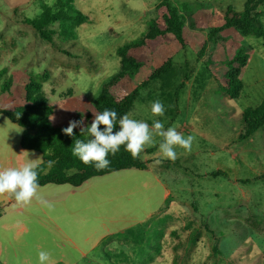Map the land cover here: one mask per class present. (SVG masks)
<instances>
[{
	"label": "rangeland",
	"instance_id": "obj_1",
	"mask_svg": "<svg viewBox=\"0 0 264 264\" xmlns=\"http://www.w3.org/2000/svg\"><path fill=\"white\" fill-rule=\"evenodd\" d=\"M55 1L0 0V72L4 70L0 106L20 105L24 85L32 79L41 83L48 104L66 100L72 115L84 117L88 126L97 113L92 102L105 83L120 74L109 89L110 96L119 100L170 59L179 73L162 90L169 94L166 102L157 97L159 81H148L136 89L137 99L128 114L149 126L159 119L165 129L175 126L194 141L190 152L176 147L175 161L162 158L161 137L141 152L139 158H149L150 168L171 193L150 218L146 174H106L57 191L51 190L59 188L56 185L39 187L28 204L17 203L12 194L0 195V261L38 264L39 251H46L50 257L45 264H264V127L248 140H238L241 112L264 100L262 40L230 28L208 42L210 28L202 32L204 27L198 26L218 27L221 20L194 2L166 0L189 14L181 47L170 33L147 38L150 26L163 28L165 8L157 5L155 16L147 10L161 0H73V7L86 20L75 26L71 40L62 41L57 25H52L55 33L47 42L25 19L36 17L42 3L53 6ZM237 4L232 3L234 9ZM197 11L201 13L195 16ZM67 20L71 22L72 17ZM260 22L264 29V16ZM141 41L145 44L140 45ZM137 43L140 46L125 56L139 62L140 68L123 69L118 52ZM237 53L248 59L239 75L240 95L230 99L220 91L225 73L222 62ZM189 69L190 77L174 101L171 93ZM155 100L164 106L168 102L162 117L151 113ZM3 122L12 127L9 133H20L16 124L0 115ZM0 131H5L3 125ZM14 145L19 147L15 138ZM34 153L41 159L40 153ZM14 154L1 142L2 157ZM141 224H146L143 242L116 235ZM215 243L218 253L212 250ZM104 252L112 253L111 261Z\"/></svg>",
	"mask_w": 264,
	"mask_h": 264
},
{
	"label": "trees",
	"instance_id": "obj_2",
	"mask_svg": "<svg viewBox=\"0 0 264 264\" xmlns=\"http://www.w3.org/2000/svg\"><path fill=\"white\" fill-rule=\"evenodd\" d=\"M158 7H164L166 10V13L162 16L163 28L150 26L151 28L147 38L164 37L165 34L170 33L173 35L175 41L181 47H184L183 28L184 23L188 21V12L179 11L175 5H172L166 0L162 1ZM69 16L72 17L71 22L67 20ZM263 16L264 0H245L240 12L237 13L230 9L227 10L223 17V24L210 28L207 41L211 42L215 34L232 28L243 35L250 34L258 37L264 44V29L260 22ZM85 20L86 16L73 7V0H56L53 6L42 3L40 5V13L32 19H25V23L30 25L38 33L40 38L47 42H52V36L55 33L51 28L52 25H57L58 33L62 41L71 40L74 36L75 26L83 23ZM144 44L141 41L140 45ZM140 45L138 43L134 46L127 45L118 52L121 57V67L123 69L137 71L140 68L141 64L139 62L125 56L126 51L132 47L137 48ZM205 46L206 44L203 46L201 52L205 49ZM247 59L248 55L237 53L232 58L222 62L225 73L223 75V83L220 84V91L230 99L237 98L243 88V82L239 78V75L242 67L246 65ZM176 67L178 68L172 60L167 59L147 77V80L141 82L132 92L124 95L119 100H114L109 94V89L120 79L121 76L118 74L104 84L101 93L93 100L92 104L97 113L105 109H111L117 112V125L115 130L118 131L119 118L130 112L134 101L137 99L138 92L136 89L143 87L148 81L158 80L159 86H157V89L164 90V88L168 87L174 81V76L178 75L179 72ZM0 73H4V70ZM190 74L191 69L182 75V83L174 87L173 94L171 93V95H175L174 101L178 99L180 90H182L184 82L188 80ZM45 78H47L46 75ZM7 86V82L4 83L1 86V92H4ZM161 91L157 93V97L166 102L169 94L166 91ZM173 103L171 102V104ZM167 105L168 102L165 106L166 109ZM52 112L53 106L48 104L41 83L32 79H29L24 85V98L20 105L12 109L0 107V115L23 129L19 139L20 147L41 154L42 161L37 164L38 167L36 169L38 172L39 186L46 184H68L72 187H78L92 177L106 175L114 171L130 168L139 170L146 169L147 163L141 161L139 158L134 159L125 150L124 146L120 147L116 155L109 154L107 158L111 161V164L103 170H97L92 165L83 164L73 155L74 142L76 140L86 141L90 137L86 134H81L80 130H74L72 136L65 135L62 132V129L65 127H54L51 125L49 116ZM240 125L241 130L238 134L239 141L248 140L256 131L264 127V100L256 107L245 108L241 112ZM49 161L52 162L51 167H49ZM212 175L216 176L218 174ZM2 210L3 208L0 206V215ZM145 225L141 224L134 228H127L120 233H116V235L126 241L143 242L142 237ZM212 250L218 253L216 243L212 245ZM104 256L111 261L112 253L104 252ZM111 263L114 264L112 261ZM57 264L64 263L59 262Z\"/></svg>",
	"mask_w": 264,
	"mask_h": 264
},
{
	"label": "clouds",
	"instance_id": "obj_3",
	"mask_svg": "<svg viewBox=\"0 0 264 264\" xmlns=\"http://www.w3.org/2000/svg\"><path fill=\"white\" fill-rule=\"evenodd\" d=\"M151 113L156 117L164 116V104L160 100L153 101ZM93 116L94 118L88 126H82L83 119L70 120L62 132L72 136L74 129L80 127L81 134L90 137L86 141L76 140L74 142L73 155L83 164L92 165L97 170L109 167L111 161L107 157L109 154L116 155L121 146H124L134 159L138 158L145 146L156 144V137L162 138L159 143V151L162 153L163 159L175 161L178 158L177 146L184 149L186 153L192 149L193 136L185 137L177 131L175 126L165 129L164 124L159 119L154 120L153 124L149 126L145 121L130 118V114H125L119 118V130L116 131L117 112L115 110L105 109L102 112L93 113ZM50 119H54V117H50ZM15 130L17 132L23 131L20 127ZM38 159H29L19 168L0 170V195L9 193L14 196L17 203H30L33 197L37 195L39 188L38 172L36 171ZM48 163L51 167L52 162L49 161ZM157 163L160 161L158 160ZM49 257L48 252L39 251L38 264H45Z\"/></svg>",
	"mask_w": 264,
	"mask_h": 264
},
{
	"label": "crops",
	"instance_id": "obj_4",
	"mask_svg": "<svg viewBox=\"0 0 264 264\" xmlns=\"http://www.w3.org/2000/svg\"><path fill=\"white\" fill-rule=\"evenodd\" d=\"M162 1L163 0L157 1L156 3H153L152 5L147 6L148 12L151 11V13L155 16V8ZM211 1H212V3H211ZM244 1L245 0H177V2H180V3L194 2L193 4L197 5L202 11H204L205 9H208V11L212 14L213 17L216 16V18H219L221 20L220 23H218L219 26L223 24V17L225 15V12L227 10H229V9L231 11H234V12H237V13L240 12L242 10ZM214 2H216V6L213 5ZM233 2L238 3L236 5L237 7H235V9H234V7L232 5ZM200 13L201 12L197 11L195 16L197 14H200ZM210 13H209V17H208L209 19L211 18V14ZM195 16L193 14V17H195ZM198 18L201 19V16H199ZM216 25L217 24H207L206 25L204 23V24L199 25L198 28L200 29V28L204 27V29H201V31L204 32L206 29L211 28V27H215ZM185 27H187V26L184 25V28ZM194 29L197 30V27H194ZM183 34H184V32H183ZM63 101H65V102L63 103ZM63 101L61 103L59 101H57L55 103V105L53 106V112L49 116V121H50L51 125L54 126V127H67L68 126V122L70 120H81L77 116H73L72 115V113L70 111V106H69L70 103L67 102L66 100H63ZM16 106L17 105L11 104V105L7 106L6 108H4L2 106H0V107L4 108V109H12V108H14ZM81 110L85 111L86 109H85V107H81ZM50 117H54V119H50ZM81 118H83V120H84V117H81ZM0 125H3L5 127V131L4 132L0 131V136H1L0 140H1V142L4 143V145L6 146L7 149H9L11 151H13V150L15 151V154L11 155V156L2 157L0 155V170H4V169H7V168H19V167H22L25 163H27L29 159L35 160V159L38 158V156H36V154L34 153L35 151L29 154L27 152H24L25 149L20 147L19 139H20L21 132L18 135L15 132H12V131H11V133H9V129H12L11 126H9L8 124H6L4 122L0 123ZM82 126H84V123L82 124ZM14 138L17 141V143H18L20 148L17 145L16 146L14 145ZM1 142H0V145H1ZM27 151H30V150H27ZM143 152H145V149L143 150ZM148 160H149L148 157H146L145 159L141 160V161L147 163L146 164L147 167L144 170L130 168V169H122V170L114 171V172H111V173H108V174H146L147 175V178L150 180V183L148 184L149 186H147V190H150V194H151L150 195L151 203H150V206H149V207H151V209H149L147 211V218H150L153 214L157 213L160 209L163 208V205L165 204V201L167 200V198L169 197V195L171 193L167 189L166 185L163 184L160 181V179L156 176V173L150 168L149 163L147 162ZM41 161H42V157H41V159L39 158L36 161V163L39 164V163H41ZM51 185H56V184H46V185L39 186V187H46V186L52 187ZM64 185H68V184L56 185L59 188L53 187V188H51V190L52 191H57L60 188L64 187ZM68 186H70V185H68ZM70 187H72V186H70ZM42 189H45V188H42ZM71 192H73V190H71ZM10 196L11 195L9 193L6 194V198H9ZM0 206H3V204H1V201H0ZM103 238H101L99 242H101V240ZM99 242H98V244H99ZM0 257H1V254H0ZM0 263L1 264H6L5 261H0Z\"/></svg>",
	"mask_w": 264,
	"mask_h": 264
}]
</instances>
